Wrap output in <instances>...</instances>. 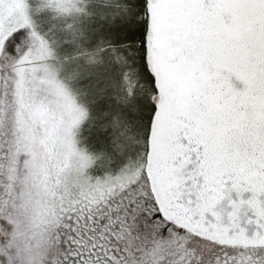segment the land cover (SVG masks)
<instances>
[{"label": "snow or ice", "instance_id": "obj_1", "mask_svg": "<svg viewBox=\"0 0 264 264\" xmlns=\"http://www.w3.org/2000/svg\"><path fill=\"white\" fill-rule=\"evenodd\" d=\"M0 264H264V0H0Z\"/></svg>", "mask_w": 264, "mask_h": 264}]
</instances>
